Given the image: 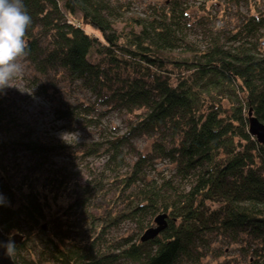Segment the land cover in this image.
<instances>
[{
    "label": "trees",
    "instance_id": "1",
    "mask_svg": "<svg viewBox=\"0 0 264 264\" xmlns=\"http://www.w3.org/2000/svg\"><path fill=\"white\" fill-rule=\"evenodd\" d=\"M183 2L133 13L117 28L110 0H23L32 20L24 57L34 71L63 75L96 95L93 104L62 101L59 117L92 124L99 105L128 117L124 131L81 150L105 155L103 168L114 174L105 211L84 212L102 179L78 185L58 204L55 180L45 191L28 182L18 188L0 173L7 202L0 205V227L23 235L14 264H204L218 241L240 249L243 260L232 264H264V145L250 134L247 117L251 110L264 124V9L240 16L231 31L208 32L201 45L187 39ZM3 104L0 172L10 143L4 135L14 124ZM141 135L151 139L146 151L133 144ZM157 161L172 165L173 174L149 178ZM52 203L59 216L51 214ZM158 214L166 215L164 229L141 240ZM122 220L133 230L109 237Z\"/></svg>",
    "mask_w": 264,
    "mask_h": 264
},
{
    "label": "rangeland",
    "instance_id": "2",
    "mask_svg": "<svg viewBox=\"0 0 264 264\" xmlns=\"http://www.w3.org/2000/svg\"><path fill=\"white\" fill-rule=\"evenodd\" d=\"M169 1L110 0L112 5L117 6V14L120 16V20L116 22L117 28L123 25L128 15L135 13L144 16L148 12L160 11L167 7ZM183 1L190 29L187 39L196 40L201 45L206 43L208 32L217 34L231 31L240 16L250 14L251 10L255 11L257 8L264 9V0ZM197 21L199 23H196ZM203 24H207V30H204ZM15 62L19 64L20 70L9 81L10 87L0 92L3 106L9 107V113L14 119V124L4 135V139L10 143L2 152L3 167L0 173L3 180L18 188L28 182L33 186L42 187L44 191L43 185L51 186V180H55L52 191L59 204L65 200L67 194H73V188L77 190L78 185L102 179V190L97 191L90 199L84 212L97 214L98 211H105L108 200L115 194L113 185L107 182L114 174L103 168L105 155H86L82 154L81 150L83 145L124 131L128 115L123 111L99 105L92 112V116L88 115L93 118L92 124L90 121H82L79 117L72 121L59 117L57 109L62 105V101L93 104L97 100L96 95L83 86L68 83L63 75L40 77L26 56L18 57ZM150 141V138L143 135L133 138V144L143 151L149 148ZM27 142L44 144L48 150L32 151L24 144ZM60 142L67 145L64 151L50 147ZM127 161L130 159L126 160V165L121 171L128 169ZM103 173H106L105 179L102 178ZM146 173L149 178L153 176L154 179L169 177L173 174L172 165L157 161ZM51 196L52 193L48 195L49 198ZM58 204L52 203L51 214L53 212L59 216ZM116 206L119 210L122 203L118 202ZM134 226V223L122 220L113 225L107 235L116 239L132 231ZM242 256L238 247L234 248L226 245L224 241H218L211 249L210 257L204 260V264H232L235 260L242 261Z\"/></svg>",
    "mask_w": 264,
    "mask_h": 264
},
{
    "label": "clouds",
    "instance_id": "3",
    "mask_svg": "<svg viewBox=\"0 0 264 264\" xmlns=\"http://www.w3.org/2000/svg\"><path fill=\"white\" fill-rule=\"evenodd\" d=\"M31 22L23 0H0V92L10 87L9 81L20 70L15 62L17 58L27 55L28 45L24 36ZM0 205L7 206L3 194H0ZM16 245L12 234H9L7 241L0 240V254L14 257Z\"/></svg>",
    "mask_w": 264,
    "mask_h": 264
},
{
    "label": "water",
    "instance_id": "4",
    "mask_svg": "<svg viewBox=\"0 0 264 264\" xmlns=\"http://www.w3.org/2000/svg\"><path fill=\"white\" fill-rule=\"evenodd\" d=\"M248 117V130L251 135H253L256 140L264 145V124L258 120L256 116L252 114L251 110L247 112ZM165 214H158L154 218V225L146 228L142 235L140 236L141 240H147L156 236L161 230L164 229L165 222ZM9 239V234H6L2 231L0 227V240L7 241ZM12 239L18 244L23 239V235L19 233H12ZM2 252V250H0ZM0 264H14L12 258L4 256L0 254Z\"/></svg>",
    "mask_w": 264,
    "mask_h": 264
}]
</instances>
